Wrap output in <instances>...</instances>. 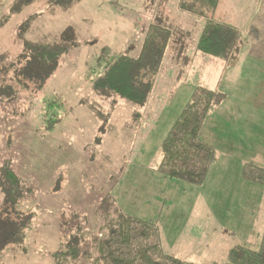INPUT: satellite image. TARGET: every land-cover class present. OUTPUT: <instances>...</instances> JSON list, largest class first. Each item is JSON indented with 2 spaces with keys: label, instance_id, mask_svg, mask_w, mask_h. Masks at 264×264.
I'll return each mask as SVG.
<instances>
[{
  "label": "rangeland",
  "instance_id": "rangeland-1",
  "mask_svg": "<svg viewBox=\"0 0 264 264\" xmlns=\"http://www.w3.org/2000/svg\"><path fill=\"white\" fill-rule=\"evenodd\" d=\"M16 1L0 0V168L8 163L19 178L13 192L0 187V264H91L117 209L156 222L164 251L190 262L224 264L234 245L256 248L264 188L242 180L241 168L264 167V153L239 146L247 116L234 114L242 96L252 104L262 92L250 88L251 59L228 73L198 66L193 54L203 20L180 10L179 0H34L11 13ZM222 1L215 17L236 26L238 12L249 15ZM150 24L169 28L171 37L150 96L137 107L93 82L104 73L101 49L137 57ZM69 28L75 44L54 71L41 81L25 78V43L59 42ZM197 85L226 96L200 134L215 162L200 185L161 178L163 184L152 170L161 141Z\"/></svg>",
  "mask_w": 264,
  "mask_h": 264
},
{
  "label": "trees",
  "instance_id": "trees-1",
  "mask_svg": "<svg viewBox=\"0 0 264 264\" xmlns=\"http://www.w3.org/2000/svg\"><path fill=\"white\" fill-rule=\"evenodd\" d=\"M33 1L17 0L11 13L19 12ZM44 1L65 6L79 0ZM217 5L218 0H179L178 4L180 10L203 20L200 34L196 38V51L227 61L238 48L240 33L235 26L215 17ZM170 37L169 28L150 24L137 57L110 56L112 49L104 46L97 59L98 64L103 62L104 73L94 80V86L137 107L143 106L150 96L153 73L162 64ZM74 39L75 34L69 28L62 32L60 41L56 43L26 42L20 54L24 61L21 67L23 76L39 81L47 78L54 71L59 55L73 48ZM224 99L223 92L205 86L197 85L192 90L188 101L161 141V157L153 168L155 173L162 178L193 185L204 182L215 160L216 151L202 140L200 134L209 113ZM59 119V116L49 119L45 129L50 130ZM241 178L264 188V167L246 162L241 168ZM6 186L7 193L19 186V178L8 163L0 168V187L3 189ZM15 232L13 229L9 238ZM1 234L4 233L0 230V239ZM94 251L96 255L91 264H199L167 254L156 222L129 216L119 209L116 210L115 220L107 226L103 238L94 245ZM224 264H264V231L256 248L247 242L230 248Z\"/></svg>",
  "mask_w": 264,
  "mask_h": 264
},
{
  "label": "crops",
  "instance_id": "crops-1",
  "mask_svg": "<svg viewBox=\"0 0 264 264\" xmlns=\"http://www.w3.org/2000/svg\"><path fill=\"white\" fill-rule=\"evenodd\" d=\"M233 1L234 2L231 3L232 9H246L249 11V15L247 17H244V15H242V17L241 14L238 12V25L236 24V26L229 21L222 20L219 16L216 17L218 20L231 24L239 30L240 34L237 45L238 48L232 55L231 59L227 61L219 59L212 60L211 58L213 57L207 56L199 51H196L195 46V52L193 54V57L196 59L195 62L198 66H202L207 63H212L214 66H221L223 70L226 71V73H228L235 64L237 66V69H239V65L246 61L245 58L251 59L250 63H248L247 65V68H251V74L256 75V78L253 79L251 77L252 84L250 88L251 90H259L262 92L259 93L258 97H256L252 101V104L251 101H248L247 99L244 100L242 96L240 100L241 102H238L237 106L235 107L234 114L236 113L237 116L240 114H245L247 116V120H242L243 122L245 121L247 123L245 124L244 122L242 129L246 128L245 130H247L248 133L246 134L243 131L244 135L242 136L245 137V139L239 141V146L243 147L244 149H251L252 151L255 147L257 148L255 149V152L257 154H263L264 151H262V148H264V0ZM220 2L223 1L220 0ZM203 75L204 73H202L201 78H204ZM227 77L228 75L223 79V76H221L218 80V84L220 85V83L223 82ZM218 88L219 86H217V89ZM225 99L219 105L224 103ZM217 107H215V109ZM260 165L261 164H259V166ZM154 174L156 176L155 178H159L158 180H155L163 182V184H165L164 182H167L165 181L166 178L161 180L162 177H160L155 172Z\"/></svg>",
  "mask_w": 264,
  "mask_h": 264
}]
</instances>
